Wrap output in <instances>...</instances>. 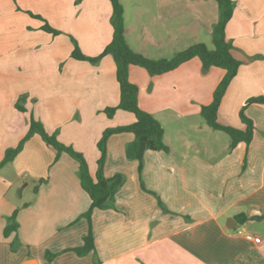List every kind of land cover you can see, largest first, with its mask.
<instances>
[{
    "label": "crops",
    "instance_id": "crops-1",
    "mask_svg": "<svg viewBox=\"0 0 264 264\" xmlns=\"http://www.w3.org/2000/svg\"><path fill=\"white\" fill-rule=\"evenodd\" d=\"M232 1L225 37L239 67L217 121L243 130V109L253 124L250 143L230 149L200 116L224 70L203 72L198 58L156 76L130 66L138 106L160 123L169 152H145L138 173L125 154L133 135H111L102 175L124 181L112 204L88 222L82 215L90 199L77 163L66 154L56 160L33 134L0 168V264H264V219H252L264 217V104L248 103L264 97V0ZM120 3L127 44L149 59H168L195 43L212 46L214 0ZM27 14L45 17L59 34L42 31ZM110 19L106 0H0V161L33 118L80 153L95 177L103 131L128 126L134 116L104 113L119 103L110 55L91 63L71 54L75 44L87 58L99 55L112 39ZM14 212L17 228L4 234ZM89 232L94 251L76 255L71 249Z\"/></svg>",
    "mask_w": 264,
    "mask_h": 264
},
{
    "label": "trees",
    "instance_id": "trees-1",
    "mask_svg": "<svg viewBox=\"0 0 264 264\" xmlns=\"http://www.w3.org/2000/svg\"><path fill=\"white\" fill-rule=\"evenodd\" d=\"M83 0H75L79 4ZM111 6V26L112 39L104 47L102 52L93 58H87L82 55L76 45L71 56L77 60H87L91 63L99 62L103 57L110 55L115 64L116 81L119 86V103L115 107L104 109L105 115L110 118L116 110H124L130 112L134 116V121L128 126H119L116 128H107L103 131L98 141V149L100 158L98 160V169L95 177L89 174L88 165L84 157L74 151L71 147L62 144L55 134H48L39 121L30 119L29 130L24 139L13 149H8L2 161L0 168L12 162L14 157L20 152L24 142L33 134H37L48 146L52 147L56 152V160L61 154H66L74 160L78 165V176L82 189L88 194L90 206L82 217L90 221V216L94 210L108 208L114 199L115 192L123 184L121 175H115L111 178H105L102 175V166L105 157V144L107 139L114 134L131 133L133 141L127 144L125 154L127 159L135 160L138 163V173L143 167V156L145 152H164L168 153L169 148L163 139V130L160 123L149 113L140 109L137 103V89L128 81V69L130 66H138L143 68L148 75L156 76L173 71L181 64L198 58L201 62L202 71L207 72L210 68H219L225 71V75L218 84L213 93L212 102L203 106L200 110V116L208 127L215 131L225 133L230 140L229 148L233 149L238 143L249 144L253 135V124L251 120L245 117L243 109L240 111V119L245 125L243 130H239L230 126L221 125L217 121V112L221 99L230 83L238 71L239 63L235 60L231 53V44L226 40L225 28L226 24L232 17L234 10V2L232 0H214L218 6V19L215 23L212 33V47L208 48L202 43H195L184 50L174 53L170 58L153 60L149 59L135 51H133L126 42L125 28L123 22V8L120 0H106ZM40 18L39 16H35ZM44 32L53 35L59 34L58 31L52 29L47 22L40 27ZM249 102H259L264 104V97L259 96L249 99ZM17 107V105H16ZM18 109L21 108L18 106ZM43 182V181H41ZM16 212L11 216V223L4 229V234L15 231L17 225L15 223ZM254 220H261L264 217H253ZM245 216L241 217L242 223L247 221ZM78 256H83L94 251V242L89 232L82 239L80 247L71 249Z\"/></svg>",
    "mask_w": 264,
    "mask_h": 264
},
{
    "label": "rangeland",
    "instance_id": "rangeland-1",
    "mask_svg": "<svg viewBox=\"0 0 264 264\" xmlns=\"http://www.w3.org/2000/svg\"><path fill=\"white\" fill-rule=\"evenodd\" d=\"M75 4H76V3H75ZM76 5H77V4H76ZM27 15H28V17H29V19H30L31 21L39 22L41 25H43L44 22H46V18H45V17L39 16V15H30V14H27ZM35 16H39L40 18L35 17ZM68 24H69V22H68ZM207 47H208V48H211L212 46H211V44H210V45L207 46ZM220 135H222V137L225 138V140L227 141V143H229V137H228L225 133L220 132ZM25 195H27V193H25Z\"/></svg>",
    "mask_w": 264,
    "mask_h": 264
},
{
    "label": "built area",
    "instance_id": "built-area-1",
    "mask_svg": "<svg viewBox=\"0 0 264 264\" xmlns=\"http://www.w3.org/2000/svg\"><path fill=\"white\" fill-rule=\"evenodd\" d=\"M245 237H246V239H247V240H250V241H251V240H253L252 236H251V235H249V234H246V236H245Z\"/></svg>",
    "mask_w": 264,
    "mask_h": 264
}]
</instances>
